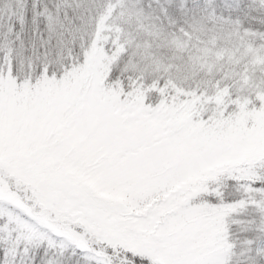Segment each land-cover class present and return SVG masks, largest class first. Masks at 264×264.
<instances>
[{
  "label": "snow or ice",
  "instance_id": "snow-or-ice-1",
  "mask_svg": "<svg viewBox=\"0 0 264 264\" xmlns=\"http://www.w3.org/2000/svg\"><path fill=\"white\" fill-rule=\"evenodd\" d=\"M0 264H264V0H0Z\"/></svg>",
  "mask_w": 264,
  "mask_h": 264
}]
</instances>
